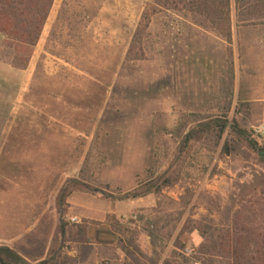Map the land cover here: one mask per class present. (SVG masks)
Instances as JSON below:
<instances>
[{
  "label": "rangeland",
  "instance_id": "374dc122",
  "mask_svg": "<svg viewBox=\"0 0 264 264\" xmlns=\"http://www.w3.org/2000/svg\"><path fill=\"white\" fill-rule=\"evenodd\" d=\"M63 1L26 69L0 60V126L15 112V143L0 147V220L28 210L32 223L28 244H7L1 227L0 246L30 264H230L212 244L264 193V0L237 10L232 0L231 41L188 9L160 12L129 56L146 0H86L82 70L45 50ZM78 191L142 198L99 229L95 259L87 245L73 253L86 226L66 218ZM72 200L89 215L110 208Z\"/></svg>",
  "mask_w": 264,
  "mask_h": 264
},
{
  "label": "trees",
  "instance_id": "16d2710c",
  "mask_svg": "<svg viewBox=\"0 0 264 264\" xmlns=\"http://www.w3.org/2000/svg\"><path fill=\"white\" fill-rule=\"evenodd\" d=\"M240 0H235L236 10ZM55 0H0V60L12 68L26 69L35 52ZM86 0H64L52 26L46 52L81 69L87 54L85 27L90 19ZM232 0H146L128 56L152 18L163 11L202 15L217 32L232 39ZM140 59V58H136ZM38 63L34 79L41 74ZM82 70V69H81ZM190 137H188L189 139ZM255 147V146H254ZM257 148V147H255ZM264 160V149H259ZM168 181V180H167ZM169 182V181H168ZM111 215H108L109 221ZM230 264H264V193L249 200L235 213L232 226L212 244ZM0 264H30L10 249L0 246Z\"/></svg>",
  "mask_w": 264,
  "mask_h": 264
},
{
  "label": "crops",
  "instance_id": "0c3cea01",
  "mask_svg": "<svg viewBox=\"0 0 264 264\" xmlns=\"http://www.w3.org/2000/svg\"><path fill=\"white\" fill-rule=\"evenodd\" d=\"M10 113V115H9ZM14 108L11 107L10 112H8L7 114V120L10 122H8V124H6L5 126H0V147H6V146H12L14 145L15 141V134H14ZM9 125V126H8ZM2 152L0 151V154ZM77 193H82L88 196H91L93 198H95V200L98 201H103L106 202L110 205V208L105 210L104 212H102L99 215H89L86 214L84 212H80L78 211V207L77 205L74 204L72 198L75 194ZM142 198L139 199H130V200H108V199H102V198H98L96 196H94L93 194H89L86 192H82V191H78V192H74L72 193V195L69 198V203L71 204V208L72 211H70V213L68 215H66V218L68 220V222L72 223L70 221V219L72 217H77L79 219V222L77 223H81V221L84 219L86 223L84 226V235L83 238H78V239H73L72 242L74 244V255H81L82 252H80V248L82 245H87L89 247L90 250V258L91 259H95L99 257V251H100V247L104 246L103 243L99 242L98 239H96V237L100 236V231L99 230L101 227L105 226L106 222H107V217L108 215H116L117 218L122 219V218H126L128 216V214L136 209L137 205H139L140 201ZM124 205V211L118 212L115 209V206L118 204H122ZM13 204H9V206H11V210L12 212H14L15 210L13 209ZM13 214V213H12ZM97 223V224H95ZM31 218H30V214L29 211L27 210L26 215H23V217L21 218H12L8 221L1 219L0 220V228L1 227H6L8 228L7 230V235L5 238V241L7 242V244H14V243H29V236L31 233ZM1 233V232H0ZM2 237H0L1 239ZM3 240V238L1 239ZM79 246H78V245ZM108 246H110V244H108ZM80 247V248H79ZM78 258H81L78 257Z\"/></svg>",
  "mask_w": 264,
  "mask_h": 264
},
{
  "label": "built area",
  "instance_id": "2783aa9c",
  "mask_svg": "<svg viewBox=\"0 0 264 264\" xmlns=\"http://www.w3.org/2000/svg\"><path fill=\"white\" fill-rule=\"evenodd\" d=\"M255 132H256L257 134H264V124L258 126V127L255 129ZM70 221H71L72 223H77V222H79V219H78L77 217H72V218L70 219ZM179 251H180L181 253H183L185 256H191L192 254L195 253V248L192 247V248H187V250H185V251H182V250H179ZM196 264H201V263L197 262Z\"/></svg>",
  "mask_w": 264,
  "mask_h": 264
}]
</instances>
